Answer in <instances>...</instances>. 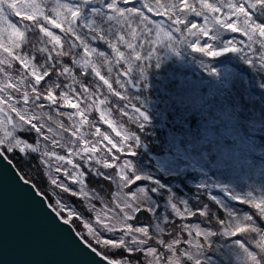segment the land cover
I'll return each mask as SVG.
<instances>
[{
	"label": "snow or ice",
	"instance_id": "6c2138e0",
	"mask_svg": "<svg viewBox=\"0 0 264 264\" xmlns=\"http://www.w3.org/2000/svg\"><path fill=\"white\" fill-rule=\"evenodd\" d=\"M137 7H124L129 0H0V157L7 160L8 153L35 154L39 163L46 167L48 181L62 189L64 193L71 191L73 196L89 198L90 193L84 188V172L74 162L79 158L84 163L96 159L99 151L97 142L86 139V132L80 129L88 124V106L105 104V99L99 95L104 86L109 93L125 96L114 92L110 79L116 76V83L121 88L128 82H122L119 66L126 65L125 75L130 74L134 66L142 60L150 61L156 58L157 48L153 46L165 45L173 48L177 42L188 45L194 53L205 56H220L221 51L206 47L209 41L222 36L228 42L224 43L223 50L237 53L246 61H255L249 53L254 45H259L261 54L259 65L264 67V0H137ZM156 16L168 18V24L163 21L150 27L152 22L144 10ZM261 17V18H258ZM59 29V33L53 31ZM154 33V35H153ZM239 33L246 42L237 47V41L232 34ZM144 41L149 45L146 53L141 54ZM103 44L105 49L98 45ZM254 54V53H253ZM107 68L108 76L102 74ZM114 69L116 72L114 73ZM145 68L142 69L144 71ZM18 71V75L16 74ZM82 76H91V85H86ZM98 78V80H96ZM102 82V84L100 83ZM90 87L94 91H90ZM98 100V103H97ZM91 101V103H86ZM84 104V107L81 105ZM64 109H75L74 112ZM134 119L139 120L143 113L138 112ZM107 112L100 113L105 119ZM67 117V123L62 119ZM146 119V117H145ZM71 122V123H69ZM108 126L122 140L129 141V133L123 135L113 126L112 120L106 121ZM71 133L72 139L68 134ZM96 135L111 145L112 149L125 151L129 149L127 143H113L108 135L96 128ZM29 135L34 136L28 140ZM68 138L76 143H69ZM59 149L60 151H57ZM63 152L64 154H61ZM6 158V159H5ZM67 165V167L65 166ZM104 166L113 165L105 162ZM120 168V183L118 187H127L141 179L132 173L129 177L127 170L132 165L125 161L118 165ZM23 171V170H21ZM62 173L68 177L73 185L69 186L51 173ZM25 184L30 183L28 179ZM35 186V185H34ZM38 187V186H36ZM140 197L144 196V189L138 190ZM39 195H45L41 190ZM133 199L118 200L119 212L110 207L97 209L94 205L89 208L95 213V224L85 219L78 211L66 204L62 199H56L50 207L56 216L69 225L79 220L87 229L88 235L99 245L110 243V238H103L105 232L115 234L120 229L119 236L115 237L116 248H125L130 253H141L153 260H158L159 253L156 247H136L134 237L126 235L135 230L137 233L149 234V229L121 221V225L114 222V217H124L130 221L133 215L140 211L135 203L136 192L130 194ZM244 201V200H243ZM254 203L260 217L264 218V199L246 201ZM148 209V208H147ZM188 210L183 208V212ZM148 211L151 212L150 209ZM176 216L182 211L174 208ZM66 213L68 218L62 214ZM205 216L204 211H200ZM186 216L196 215L195 211H187ZM226 221L217 220L220 225L217 230H205L200 224L185 225L189 236L190 247L200 252L209 238L217 234L235 238L246 236L238 247L243 254L241 264H264V227L257 224L252 215H234L227 212ZM210 229V228H208ZM202 237V241L196 239ZM133 241L129 246V241ZM247 242V243H245ZM91 246V241L88 242ZM174 244L180 243L176 240ZM247 244H251L255 253ZM93 251L96 248L93 247ZM104 255L103 253H97ZM187 261H192L193 253L185 251ZM107 264H131L130 260L111 259L105 256ZM169 264H182L175 252L167 257Z\"/></svg>",
	"mask_w": 264,
	"mask_h": 264
},
{
	"label": "trees",
	"instance_id": "16d2710c",
	"mask_svg": "<svg viewBox=\"0 0 264 264\" xmlns=\"http://www.w3.org/2000/svg\"><path fill=\"white\" fill-rule=\"evenodd\" d=\"M162 2L167 3L168 0ZM133 4L140 6L137 0H129L128 4L122 6ZM144 11L152 22L150 27L161 21L168 24L167 17L156 16L146 9ZM53 31L59 33V29ZM232 35L241 41L237 47L246 42V37L241 38L239 33ZM222 36L205 45L221 51L220 56L194 53L188 45L177 42L173 48L153 46L158 50L156 58L137 62L141 66H134L130 74H124L127 66L121 64L119 78L122 82H128L121 88L113 75L110 83L114 92L125 96V99L109 93L107 86H104L99 98H106L107 102L99 105V111L95 105H89L88 124L81 128L82 132L87 133L86 139L97 142L99 149L96 154V159L100 160L98 164L95 159L87 163L79 158L75 160L80 166L79 170L85 174V186L94 194V206L113 203L115 183L104 162L107 160L108 164H112L116 161L115 155L140 160L152 167L155 176L161 180L162 184L155 185L140 179L131 184L130 189L146 184L154 191L159 207L166 213L167 220L163 223L162 231L152 238L162 264H169L167 257L174 252L182 264L193 263L184 256L185 251H191L193 255L197 253L188 244L194 234L189 236L185 225L200 224L205 230H217L220 227L217 220L226 221L227 212H232L239 216L252 215L257 224L264 227V218L259 216L255 204L246 202L255 200L258 203L264 199V67L259 65L261 50L258 44L253 46L249 53L255 61L253 64L237 53L224 51L223 45L228 41ZM141 43L144 44L141 49L144 55L149 45L144 41ZM98 47L107 51L103 44ZM102 74L108 76L106 67L102 69ZM81 78L86 85H91V76ZM90 91L94 89L90 87ZM134 109L143 113L139 120L134 119L138 116ZM100 111L107 112L136 138L138 144L133 155H123L114 149L109 152L100 145L102 136L94 135L96 128L101 132L106 130L112 137L122 140L103 122ZM27 139L31 141L34 136L29 135ZM7 156L26 179L45 192L51 204H55L58 198L62 199L95 224L93 211L87 201L52 185L48 181L46 167L39 163L35 154L8 153ZM157 158H170L178 163V171L160 168ZM169 201L182 211L181 216H176L173 210L165 207L164 204ZM140 207L129 223L153 228V213L146 206ZM183 208L195 211L196 215L186 216L188 210L183 212ZM200 211L206 215L201 216ZM62 215L68 218L66 213ZM72 224L82 237L91 241L92 246L111 259L130 260L131 264L152 262L151 257L130 253L123 247L116 248L102 242L97 245L79 220L73 218ZM247 238H231L220 234L209 238L197 253L199 263L241 264L243 254L238 245ZM196 239L203 242L202 237ZM176 240L180 243L174 244ZM247 246L255 253L251 244Z\"/></svg>",
	"mask_w": 264,
	"mask_h": 264
},
{
	"label": "water",
	"instance_id": "95a60500",
	"mask_svg": "<svg viewBox=\"0 0 264 264\" xmlns=\"http://www.w3.org/2000/svg\"><path fill=\"white\" fill-rule=\"evenodd\" d=\"M2 159L0 264H107L106 255L94 252L72 223L56 216L32 181L25 184L15 163Z\"/></svg>",
	"mask_w": 264,
	"mask_h": 264
},
{
	"label": "rangeland",
	"instance_id": "374dc122",
	"mask_svg": "<svg viewBox=\"0 0 264 264\" xmlns=\"http://www.w3.org/2000/svg\"><path fill=\"white\" fill-rule=\"evenodd\" d=\"M81 107H83V106L81 105ZM64 111L74 112L75 109H64ZM101 112L102 111H100V113ZM62 119L67 123V117H63ZM102 120H103V122L106 125H108L107 122H106L107 120H112L113 121V126L116 127L117 130L120 131L122 135H123L124 132H126L125 131V126L123 124L118 123L116 120H114L109 115H107L105 117V119H102ZM69 123H71V122H69ZM80 131H81V129H80ZM103 133L105 135H108L109 138L113 141V143H118V144L127 143V145L129 147V149L131 150V152L128 151V150L120 151L123 155H133L135 153V147L137 146L138 141L130 133H129V141H127V142H125L123 140H117L116 138L112 137V135L109 132H107L106 130H103ZM114 133L116 134V132H114ZM68 135L72 139L74 138V137H72L70 135V133ZM94 135H96V134L94 133ZM71 138H68V142L74 144L75 141H71ZM100 145L104 146L109 152L112 151L111 145H109L107 141L103 140V137L100 138ZM114 150H116V149H114ZM57 151H60V150L57 149ZM180 153L183 154L182 152H180ZM61 154H64V153L61 152ZM115 158H116V161L111 164V165H113V168L111 170H110V168H107L108 171H109L110 177L113 179V181L115 183V190H114V193H113V203L112 204H110V203H102V204H99L98 207L97 206H95V207L97 209H103L105 207H110V208L114 209L116 212H119V208H117V207H119V205L117 204V201L118 200H122V199L132 200L133 197L130 195L132 192H136L137 197H140V193L138 192V190L143 188L144 189L145 199L137 198L135 203L137 204L138 207L146 206L148 209L151 210V212L154 215V219H155L153 228H149L147 225H138V226L147 227L149 229V234L137 233L133 229V230L127 232L126 235L134 237L136 241H141L142 242V243H137L136 244V247H138V248L142 247L143 244H147L144 247H149V246L150 247H155L154 244H153V239L152 238L154 237V234H159L160 231H162L163 223L167 220L166 213H165L164 209L159 207L154 191H152L146 184H140V185H138V186H136V187H134L132 189H130L131 184L127 185V187H122V188L118 187V185L120 183H122L120 181V175H119L120 174V168H119L118 165L123 164L125 161L129 162L132 165V172H131V170H127L126 171V175H128L129 177H131L132 173H133L134 175L141 177V179L148 180L149 182H151V183H153L155 185H157L158 183L162 184V182H161V180L158 177L155 176L153 168L148 166V165H146V164H144L140 160L135 159L133 157H129V156H125V157L121 158V157H118L117 155H115ZM156 161L159 164L160 168H162V169H167V170H170V171L171 170L172 171H178V163H175L170 158H167L165 160H161V159L157 158ZM105 162H107V160H105ZM65 166L67 167V165H65ZM48 172H49V170L47 169V173ZM51 174L53 176H56L58 179H61V177H62L63 181L66 182L71 187H75V188L79 187V185H73L72 181L68 177H63L62 173H56L55 171H52ZM195 181H196V183L199 182L198 180H195ZM84 188H85V190L87 192L90 193V197L89 198H83V199L86 200L89 205L90 204L94 205V203H93V199L95 198L94 194L85 186V184H84ZM164 205H165V207L167 209H169L171 211L172 210L174 211V208H176L177 211H179V208L174 203H172L170 201L165 203ZM93 215H94V218H95V213L94 212H93ZM134 215H133V217H134ZM121 221H123L124 224L129 223V221L124 220V217H114V222L117 225L123 226V225H121ZM133 227H137V226H133ZM87 233H88V231H87ZM119 234H120V229L118 228L117 232L115 234H111V233L105 232L103 234V238H110L111 237L110 243L108 245L114 246L117 243V240H116L115 237L119 236ZM132 244H133V241L130 240L129 241V246L131 247ZM151 261H152L151 264H162L160 259L153 260L152 257H151ZM192 262H193L192 264H200L197 253H195L193 255ZM206 262H204V263H206ZM208 263L209 264H213L211 262H208Z\"/></svg>",
	"mask_w": 264,
	"mask_h": 264
},
{
	"label": "clouds",
	"instance_id": "9594fccd",
	"mask_svg": "<svg viewBox=\"0 0 264 264\" xmlns=\"http://www.w3.org/2000/svg\"><path fill=\"white\" fill-rule=\"evenodd\" d=\"M140 199H144V197H143V196H141V197H140Z\"/></svg>",
	"mask_w": 264,
	"mask_h": 264
}]
</instances>
